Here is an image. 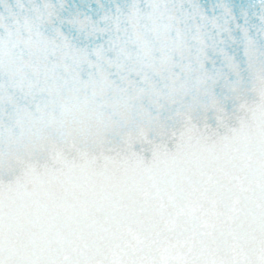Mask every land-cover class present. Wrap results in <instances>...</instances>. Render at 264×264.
I'll return each instance as SVG.
<instances>
[{"label": "clouds", "instance_id": "1", "mask_svg": "<svg viewBox=\"0 0 264 264\" xmlns=\"http://www.w3.org/2000/svg\"><path fill=\"white\" fill-rule=\"evenodd\" d=\"M262 90L264 0H0V143L21 125L54 144L75 142L95 157L88 181L98 188L126 178L106 155L119 161L131 151L154 169L184 167L203 150L200 134L217 129L213 98L225 105L221 131L235 130L240 163L249 166L264 147ZM159 122L166 135L136 139ZM130 178L143 199L152 176ZM4 195L22 215L0 225V264L70 255V233L44 232L30 202ZM226 208L227 228L206 217L194 242L182 243L179 222L160 240L137 222L120 231L150 264H264V231L247 219L251 202ZM91 221L102 213L85 227ZM117 258L107 241L95 254L97 264Z\"/></svg>", "mask_w": 264, "mask_h": 264}, {"label": "snow or ice", "instance_id": "2", "mask_svg": "<svg viewBox=\"0 0 264 264\" xmlns=\"http://www.w3.org/2000/svg\"><path fill=\"white\" fill-rule=\"evenodd\" d=\"M212 107L217 129L200 134L203 150L184 167L154 169L131 151L119 161L106 155V166L122 167L126 177L106 189L88 181L94 171V156L75 142L54 144L21 125L20 133L10 136L6 147L0 143V225L22 215V208L4 195L16 193L17 199L30 202L37 210L36 220L44 232L63 230L72 235L66 246L70 255L58 251L55 258L28 264H97L95 254L104 241L112 245L118 257L112 264H150L137 245L120 231L121 225L144 224L152 238L160 240L166 227L179 222L185 237L182 243L194 242L201 236V220L206 217L226 229L230 219L226 206L241 199L252 204L247 217L249 226L264 231V147L254 163L243 166L237 154L235 130L231 134L221 131L225 105L213 98ZM167 131L166 125L159 122L151 131L141 130L136 139H146L153 132L164 136ZM191 134L189 128L187 135ZM70 150L79 155L69 156ZM160 156V149L154 148L153 159L159 161ZM137 171L152 176L151 185L143 190V199L136 198L137 186L130 178ZM57 186L60 194L55 190ZM218 202L225 205V211H216ZM96 212L102 213L103 221H91L85 227L83 221Z\"/></svg>", "mask_w": 264, "mask_h": 264}]
</instances>
